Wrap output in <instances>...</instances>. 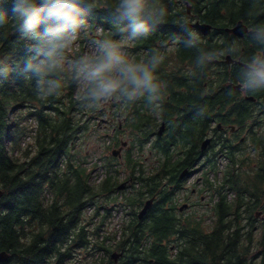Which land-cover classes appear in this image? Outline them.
Instances as JSON below:
<instances>
[{"label": "trees", "instance_id": "1", "mask_svg": "<svg viewBox=\"0 0 264 264\" xmlns=\"http://www.w3.org/2000/svg\"><path fill=\"white\" fill-rule=\"evenodd\" d=\"M112 2L97 0L86 26L89 33L99 31L97 37L119 40L106 10ZM161 3L168 9L166 22L147 39L124 46L136 60L146 59L154 48L166 57L157 73L164 85L160 110L153 111L144 99L116 105L132 148L156 156L146 169L127 155L124 187L129 191L117 190L113 156L99 166L96 158L88 166L76 149L91 129L77 87L67 83L61 95L43 97L33 81L15 74L0 84V251L8 254L0 264H264V93L248 95L254 101L243 97L235 86L240 83L239 63L227 64L224 57L198 68L199 50L175 39L187 38L178 24L189 18V6L194 17L212 26L207 36L199 35L200 49L220 51L235 44L248 46L251 57L258 50L264 53L247 36L241 39L224 30L239 20L250 29L264 26V0ZM10 8L3 6L9 13ZM14 23L10 21L9 33ZM16 39L0 36V52L11 56L13 66L26 55L24 43ZM172 41L173 47L168 45ZM234 59L249 60L242 50ZM161 122L164 130L158 135ZM214 122L245 132L244 145L237 137H224ZM27 136L30 140L23 144ZM207 136L211 142L201 150ZM115 139L111 145L119 143ZM221 157L226 159L221 177L214 173L209 181ZM98 168L104 177L94 183L91 174ZM192 171H201L204 188L210 190L208 224L176 207L175 196ZM150 197V207L138 218ZM119 208L128 210L127 220L121 221L118 239L109 241L100 232L111 210ZM113 251L122 252L116 262Z\"/></svg>", "mask_w": 264, "mask_h": 264}, {"label": "clouds", "instance_id": "2", "mask_svg": "<svg viewBox=\"0 0 264 264\" xmlns=\"http://www.w3.org/2000/svg\"><path fill=\"white\" fill-rule=\"evenodd\" d=\"M10 5V13L3 10ZM97 7V0H0V36H16L24 43L26 55L15 66L11 56L0 52V84L12 74L35 83L43 97L61 95L71 83L80 90L82 106L101 108L116 102L131 104L144 99L153 111L161 108L164 85L157 75L165 61L159 48L146 59L136 60L124 50L122 41L147 39L166 22L168 9L161 0H114L106 5L114 33L120 39L89 36L88 54L70 55L86 28V17ZM10 21H14L8 32ZM186 39L175 37L183 47L198 49L195 64L206 68L224 57L239 58L241 49L232 44L220 51L200 49L201 38L187 20L179 22ZM245 35L264 47V26L246 29ZM163 46V45H162ZM239 63V90L245 95L264 93V53Z\"/></svg>", "mask_w": 264, "mask_h": 264}, {"label": "rangeland", "instance_id": "3", "mask_svg": "<svg viewBox=\"0 0 264 264\" xmlns=\"http://www.w3.org/2000/svg\"><path fill=\"white\" fill-rule=\"evenodd\" d=\"M99 34V31L94 34L89 33L88 26H86L85 31L81 34L76 45L71 50L70 55L77 56L79 53H90L91 49L88 44V38L89 36H98ZM122 43L123 46H133V43L130 41H122ZM124 50L127 53L129 52L126 47H124ZM128 55L134 58L132 54L128 53ZM76 89L79 91L78 88ZM117 104L118 103L113 102L98 109L84 107L85 111H87V115L91 116L89 122L91 129L83 133V135L79 138L76 149H80V151L83 152V155H85V158L89 160L88 166L93 165L96 158H100L101 161L95 160L99 166L102 165L103 162L108 161L110 159V156H112L111 150L117 149V146L120 144V142L124 141L125 146L120 151V153L113 155V162L116 163L113 168H116L118 170V173L115 174L118 180L122 183L124 182L123 177L128 172L126 163L127 155L129 153L131 155V160H138L146 169H148L153 164L152 162L154 161L156 156L151 152H137L135 148H132L129 132L123 126L124 121L121 115H118L119 113H116ZM26 121L29 125H32L34 123L30 119H26ZM116 136L119 137V143L117 145H111V143L116 140ZM239 136H243V139L245 140L244 133H240ZM29 140L30 136H27L23 144H25ZM108 147L110 148L108 149ZM224 164L225 162L223 161V159L220 161V163H218L219 171L223 169ZM111 173L114 174L113 171H111ZM103 177L104 171L101 168H98L92 171L91 181L94 183H99ZM207 178L209 181H213L214 175L210 174L209 176H207ZM203 189H205L203 174H201V171H194V173L189 177L185 188L180 193H177L174 200L176 203V207L179 209L181 207L180 212H182L183 215L195 216L196 218L203 219V222L205 224H208L210 223L211 218L210 204L212 201L210 190L208 188H206L205 190ZM121 190L129 191V188L123 187V189ZM182 204L185 205L182 206ZM125 212H128V210H121L120 208L119 210L112 209L110 216H108V218L105 220L104 225L102 226L103 230L100 232V234L108 235L111 238V240L109 241H112V238L118 239V228L121 224V221L127 220V215L125 214ZM92 213L93 211L91 209L87 211L84 216L86 218H90ZM98 220V217L93 218V221L95 223H97Z\"/></svg>", "mask_w": 264, "mask_h": 264}, {"label": "water", "instance_id": "4", "mask_svg": "<svg viewBox=\"0 0 264 264\" xmlns=\"http://www.w3.org/2000/svg\"><path fill=\"white\" fill-rule=\"evenodd\" d=\"M192 27L196 28L198 31H200L202 34H208L211 30V25L210 24H206V23H200V22H195L190 24ZM248 29L247 25L244 24L241 20L237 21L233 26L229 27V28H225V31L227 33H231L233 35L236 36H243L245 33V30ZM227 61H231L229 59V57H226ZM239 86V85H237ZM251 98V97H249ZM163 127H164V123H161L160 128L158 129V134H161L163 131ZM210 142V138H206L202 144H201V150H204L205 147L208 145V143ZM113 154H116V150H114L112 152ZM186 172V170H184L181 173V176ZM121 187V186H120ZM2 195V190L0 189V198ZM153 198H149L148 200H146L142 206V208L140 209L139 213H138V217L141 218L142 215L146 212V210L150 207L151 203H152ZM121 253H112L111 257L113 258L114 261H116L117 257L120 256ZM8 258V254L5 251H0V263L6 261Z\"/></svg>", "mask_w": 264, "mask_h": 264}, {"label": "flooded vegetation", "instance_id": "5", "mask_svg": "<svg viewBox=\"0 0 264 264\" xmlns=\"http://www.w3.org/2000/svg\"><path fill=\"white\" fill-rule=\"evenodd\" d=\"M186 13L189 15V20H188V22H193V21H196V20H198L196 17H194V15H193V13L190 11V7L188 6V7H186ZM195 30V29H194ZM196 31V30H195ZM198 32V31H197ZM199 34V33H198ZM200 35V34H199ZM245 34L243 35V36H241L240 38L241 39H244L245 38ZM172 44H174V41H172V42H169L168 43V45H172ZM241 50L242 51H244L246 54H247V58H251V56H250V53H251V50H250V48H248V46L247 47H241ZM256 54H261V51H256ZM231 61H227V59H226V62H227V64H230V63H234V59H230ZM177 66H179V64H177ZM241 95L244 97L245 95H243L242 93H241ZM218 129L220 130V132H222V131H224L225 132V129H226V126H219L218 127ZM236 132V131H235ZM234 132V129H232V131H227V133H224V137H226V138H233V136H236V133ZM243 136H238V139H239V141H242L243 140ZM125 146V143H124V141H122V142H120V144L117 146V149H119V151L117 152V154L118 153H120V151L123 149V147Z\"/></svg>", "mask_w": 264, "mask_h": 264}]
</instances>
